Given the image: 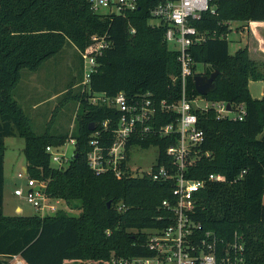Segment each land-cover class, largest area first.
<instances>
[{
    "label": "trees",
    "instance_id": "1",
    "mask_svg": "<svg viewBox=\"0 0 264 264\" xmlns=\"http://www.w3.org/2000/svg\"><path fill=\"white\" fill-rule=\"evenodd\" d=\"M160 1L137 0V9L127 17L109 18L96 14L88 0H0V264H15V257L25 264H65L153 256L147 246L149 231L171 223L173 213L162 202H174V182L154 181L146 174L121 178L112 171L96 174L87 161L93 132L89 126L116 119L115 111L89 104L78 91L81 104L74 130L37 133L13 92L22 70H38L67 43L88 52L93 35L107 34L112 46L97 57L93 90L109 96L151 93L157 101H177L181 96L177 52L166 42L165 28L150 24L151 9ZM216 5L217 14L206 12L194 22L200 32L216 35L191 49L193 74L218 71L214 90L203 97L244 104L246 114L234 121L218 119L214 109L196 112L205 141L188 177L205 179L216 173L224 179L195 192L191 218L226 242L241 236L245 264H264V98H254L249 89L250 81H263L264 60L252 59L247 47L231 54L227 39L232 22L243 26L264 22V0H217ZM194 76L189 78V93L200 95ZM158 117L159 124L175 120L169 113ZM12 136L25 140L27 174L45 182L50 198L77 201L79 215L63 210L43 217L4 214V140ZM70 138L76 141L73 158L67 167H53L46 147L62 146ZM173 143L175 135L140 145L158 147L155 167H169L172 159L166 150Z\"/></svg>",
    "mask_w": 264,
    "mask_h": 264
},
{
    "label": "built area",
    "instance_id": "2",
    "mask_svg": "<svg viewBox=\"0 0 264 264\" xmlns=\"http://www.w3.org/2000/svg\"><path fill=\"white\" fill-rule=\"evenodd\" d=\"M88 1L96 14L109 18L127 17L137 9V0ZM216 1L161 0L151 9L150 24L152 20H156L157 23L151 24L152 26L165 28V40L169 48L177 52L180 65L181 96L172 103L165 99L157 101L151 93L130 97L124 92H119L109 96L105 92L93 90L91 80L99 67L97 57L102 56L105 50L112 46L107 34L93 35V46L88 52H80L83 77L78 84L79 92L89 104L106 105L117 114L116 119L109 118L93 130L89 139L91 149L87 154L90 168L96 174L112 171L118 178L146 174L154 181L174 182V202H162V207L173 213L171 223L166 228L149 231L147 246L154 253L153 256L132 260L114 259L113 264H245V245L241 236L226 242L213 231L204 230L202 224L191 218L195 208V192L209 182L224 179L223 175L216 173L209 174L205 179L188 177L190 168L201 158L199 149L205 141V134L199 126L196 112L214 109L218 119L234 121L243 120L246 114L244 104L231 105V110H228V103L225 101L211 102L203 95L189 93V78L194 76L191 49L216 35L215 32H200L194 22L200 20L206 12L217 14ZM131 33H135L134 28H131ZM159 113L175 115V120L159 124ZM111 124H115V127L110 128ZM174 135L176 143L169 145L166 150L172 159L169 167L153 165L148 171L131 167L132 153L142 150L140 142L156 137L171 138ZM70 141L76 144L75 139L70 138ZM63 146L46 147L53 167H67L75 154L74 152L69 158L66 152L61 150ZM245 172L243 170L240 177ZM45 188V182L32 178L26 170H22L17 174L13 194L36 210L48 209L54 213L58 210L57 206L61 200L50 198ZM14 262L23 264L20 260Z\"/></svg>",
    "mask_w": 264,
    "mask_h": 264
},
{
    "label": "rangeland",
    "instance_id": "3",
    "mask_svg": "<svg viewBox=\"0 0 264 264\" xmlns=\"http://www.w3.org/2000/svg\"><path fill=\"white\" fill-rule=\"evenodd\" d=\"M156 23V20H152L151 22V24ZM258 25L254 23L255 27ZM242 27L243 24L241 22L231 23V31L227 35L231 54H234L239 49L249 48L248 44L254 43L253 36L249 30L246 29L243 31L244 28L242 30ZM257 29L259 30L260 28ZM250 53L253 54V52ZM254 60L261 61L264 58ZM81 69L80 51H78L74 44L67 43L58 54L46 60L38 70H22L21 81L15 88L13 95L18 105L30 119L33 130L37 133H43L49 130L53 134H63L71 133L74 130L81 104L77 98L79 91L78 84L82 78ZM256 86H251L252 93L257 95V97L264 98L260 96L264 88V79L263 82H257ZM231 116H234V114H231ZM5 145V172L7 181L4 211L6 215L23 214L25 216L38 215L43 217L55 214L59 210H63L68 215H79L80 210L77 201L66 203L61 200L57 206L58 210L52 213L48 209L44 211L38 210L37 212L36 208L28 204L25 200L16 197L13 194V182L17 174L23 170V166H26V159L23 153L25 140L18 136L10 137L6 140ZM61 150L65 151L67 156L71 158L76 150L75 143H72L69 139ZM157 154V149L154 147L133 152L130 165L131 167L148 171L155 165ZM17 207L21 208V213L15 210ZM113 261L114 259L110 263H96L87 260H66L65 264H113Z\"/></svg>",
    "mask_w": 264,
    "mask_h": 264
},
{
    "label": "crops",
    "instance_id": "4",
    "mask_svg": "<svg viewBox=\"0 0 264 264\" xmlns=\"http://www.w3.org/2000/svg\"><path fill=\"white\" fill-rule=\"evenodd\" d=\"M254 23H257V24H259L258 26H254ZM243 28H244V30H243ZM242 28V30L243 31H245L246 29H248L249 30V32L251 33V35L253 36V41H254V43H252V44H248L249 45V52H253V54L252 53H250L251 54V56H252V58L253 59H262V58H264V22H249V24L247 25V26H244ZM257 28H260L259 30L257 29ZM251 49V50H250ZM79 51V50H78ZM81 62H82V60H81ZM81 72H82V77H83V68L81 69ZM21 77H22V74H21ZM21 81V80H20ZM81 82V81H80ZM79 82V83H80ZM257 82H263V81H250V83H249V89H250V93H251V95L254 97V98H262V97H257V95H254L253 93H252V91H251V86L252 85H257ZM20 83V82H19ZM256 83V84H255ZM19 85V84H18ZM256 87H258V86H256ZM15 91V90H14ZM264 88L262 89V91H261V93H260V96H263L264 97ZM12 137H16V136H12ZM8 138H10V137H6L5 138V140H4V145L6 144V140L8 139ZM24 147H25V145H24ZM5 148H6V145H5ZM6 150V149H5ZM23 150H24V148H23ZM24 153V152H23ZM25 156V155H24ZM26 159V158H25ZM5 164H6V157H5V153H4V202H3V212H4V214L6 215V213H5V211H4V204H5V196H6V194H5V191H6V172H5ZM25 168H26V166H23V170H25ZM14 178V177H13ZM17 180V177H16V179H15V181ZM15 181L13 182L14 183V185H15ZM17 183V182H16ZM16 211H18L19 213H21V208H18L17 207V209H15ZM25 216V215H23V214H18V215H12V216ZM6 216H9V215H6ZM27 216H30V215H27ZM15 260H20L21 262H23V264H25V262L21 259V258H19V257H15L14 258V261Z\"/></svg>",
    "mask_w": 264,
    "mask_h": 264
},
{
    "label": "water",
    "instance_id": "5",
    "mask_svg": "<svg viewBox=\"0 0 264 264\" xmlns=\"http://www.w3.org/2000/svg\"><path fill=\"white\" fill-rule=\"evenodd\" d=\"M218 71H214L212 72L210 75H205V74H197L194 76V85H195V89L196 91L200 94V95H207L208 93H210L212 90H214L215 86H216V78L218 75ZM227 108L228 110H231V104L228 103L227 104ZM95 129V125L91 124L89 126V130L93 131ZM111 202H108V205H110Z\"/></svg>",
    "mask_w": 264,
    "mask_h": 264
},
{
    "label": "bare ground",
    "instance_id": "6",
    "mask_svg": "<svg viewBox=\"0 0 264 264\" xmlns=\"http://www.w3.org/2000/svg\"><path fill=\"white\" fill-rule=\"evenodd\" d=\"M37 212H38V210H37Z\"/></svg>",
    "mask_w": 264,
    "mask_h": 264
}]
</instances>
